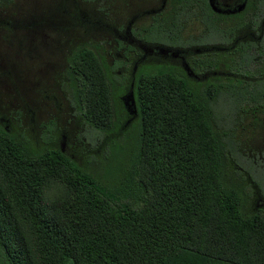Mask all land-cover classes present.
Segmentation results:
<instances>
[{
  "label": "trees",
  "instance_id": "obj_1",
  "mask_svg": "<svg viewBox=\"0 0 264 264\" xmlns=\"http://www.w3.org/2000/svg\"><path fill=\"white\" fill-rule=\"evenodd\" d=\"M169 2L159 37L197 14L214 32L223 16L207 0ZM235 49L229 66L244 61ZM208 54L186 61L199 80L169 63L127 80L91 46L72 49L60 84L94 153L64 152L54 126L38 147L0 123V264H264V204L215 126V99L233 91L201 80Z\"/></svg>",
  "mask_w": 264,
  "mask_h": 264
},
{
  "label": "rangeland",
  "instance_id": "obj_2",
  "mask_svg": "<svg viewBox=\"0 0 264 264\" xmlns=\"http://www.w3.org/2000/svg\"><path fill=\"white\" fill-rule=\"evenodd\" d=\"M260 6L255 22L249 23L247 15L223 14L214 32L199 14L190 15L179 22L173 40L164 31L160 37L153 32L159 18L166 17L169 0H0V123L38 147L44 144L45 128L54 126L64 152L73 147L91 153L95 133L74 114L60 84L72 49L91 46L113 74L127 80L142 64L180 67L189 56L208 51L216 65L201 68V80L225 82L233 91L215 99V126L229 132L231 154L251 178V186L260 189L257 204H264V72L259 73L264 57L255 49L264 33L258 21L264 0ZM174 41L178 44H171ZM248 41L256 44L251 49L255 58L229 66L231 58L239 57L232 47Z\"/></svg>",
  "mask_w": 264,
  "mask_h": 264
},
{
  "label": "flooded vegetation",
  "instance_id": "obj_3",
  "mask_svg": "<svg viewBox=\"0 0 264 264\" xmlns=\"http://www.w3.org/2000/svg\"><path fill=\"white\" fill-rule=\"evenodd\" d=\"M207 3L210 5L211 9L217 13V14H225V15H234L239 17L240 15H247V21L249 23L251 22H255L257 18V15L255 14L256 10H258L257 12H261V10L263 9L262 6H260V0H207ZM260 10V11H259ZM254 15V19H251V12ZM259 24L261 23L262 26V31L264 32V11L261 13L260 18L258 19ZM246 24V21L244 23V25ZM251 41H248L246 44H241V46H243L244 49V56L246 58V60L249 59H254L255 56H252V47H256V54H263L264 57V33L260 34L258 37V43L257 45ZM253 45V46H252ZM256 45V46H255ZM237 47H239V43L236 45ZM236 47H232V50L235 49ZM252 56V57H251ZM257 56V55H256ZM244 58V61H245ZM264 64V61H263ZM182 68L184 70H186L188 72V66L186 65V63H182ZM190 69V68H189ZM264 72V68L260 69L259 73ZM249 73V72H248ZM189 75H194V73H189ZM251 74V73H250Z\"/></svg>",
  "mask_w": 264,
  "mask_h": 264
}]
</instances>
